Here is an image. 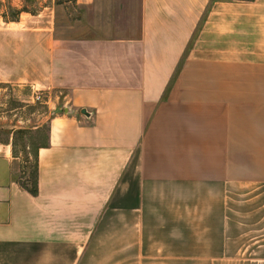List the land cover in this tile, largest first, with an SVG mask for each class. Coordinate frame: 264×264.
I'll return each instance as SVG.
<instances>
[{
	"label": "crops",
	"instance_id": "obj_1",
	"mask_svg": "<svg viewBox=\"0 0 264 264\" xmlns=\"http://www.w3.org/2000/svg\"><path fill=\"white\" fill-rule=\"evenodd\" d=\"M8 5L0 84L65 101L35 196L0 142V264H264V0Z\"/></svg>",
	"mask_w": 264,
	"mask_h": 264
},
{
	"label": "rangeland",
	"instance_id": "obj_2",
	"mask_svg": "<svg viewBox=\"0 0 264 264\" xmlns=\"http://www.w3.org/2000/svg\"><path fill=\"white\" fill-rule=\"evenodd\" d=\"M10 1L22 4L19 10L29 13L49 3V0H0V17L11 18L18 11L8 5ZM64 101V94L58 91H31L0 84V142H11L21 167L20 174L32 171L33 154L45 142L48 119L60 112Z\"/></svg>",
	"mask_w": 264,
	"mask_h": 264
},
{
	"label": "trees",
	"instance_id": "obj_3",
	"mask_svg": "<svg viewBox=\"0 0 264 264\" xmlns=\"http://www.w3.org/2000/svg\"><path fill=\"white\" fill-rule=\"evenodd\" d=\"M218 1H252V0H218ZM22 11V10H20ZM19 11H16L12 14L11 18H4L1 17L3 21H15L17 18V14ZM37 149V148H36ZM22 175V176H21ZM18 185L26 191L29 195L35 196L37 193V187H36V150L33 154V168L31 172H25V174L22 172L18 179Z\"/></svg>",
	"mask_w": 264,
	"mask_h": 264
}]
</instances>
